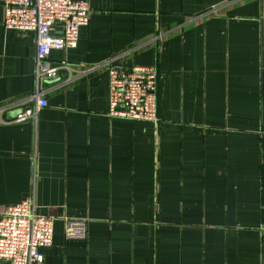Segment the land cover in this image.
I'll list each match as a JSON object with an SVG mask.
<instances>
[{"label":"crops","instance_id":"0c3cea01","mask_svg":"<svg viewBox=\"0 0 264 264\" xmlns=\"http://www.w3.org/2000/svg\"><path fill=\"white\" fill-rule=\"evenodd\" d=\"M4 1L0 215L33 199L54 220L42 264H264V0H86L23 123L36 36L4 27ZM111 67L157 71L156 123L109 116Z\"/></svg>","mask_w":264,"mask_h":264},{"label":"built area","instance_id":"2783aa9c","mask_svg":"<svg viewBox=\"0 0 264 264\" xmlns=\"http://www.w3.org/2000/svg\"><path fill=\"white\" fill-rule=\"evenodd\" d=\"M90 23L86 0H5L3 25L7 29L36 36V94L17 106L14 120H35L48 106L44 83L57 78L58 68L47 59L52 51L75 49L80 30ZM61 28V32L57 29ZM109 116L131 121H158V74L154 68L109 69ZM35 106H32V104ZM87 224L66 220L67 239H84ZM54 220L37 212L33 199L8 207L0 215V264H42L40 250L51 247Z\"/></svg>","mask_w":264,"mask_h":264}]
</instances>
